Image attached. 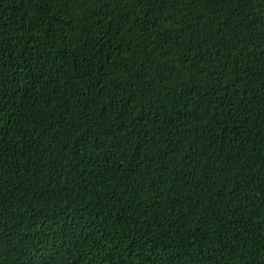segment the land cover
<instances>
[{
	"label": "trees",
	"instance_id": "1",
	"mask_svg": "<svg viewBox=\"0 0 264 264\" xmlns=\"http://www.w3.org/2000/svg\"><path fill=\"white\" fill-rule=\"evenodd\" d=\"M0 264H264V0H0Z\"/></svg>",
	"mask_w": 264,
	"mask_h": 264
}]
</instances>
